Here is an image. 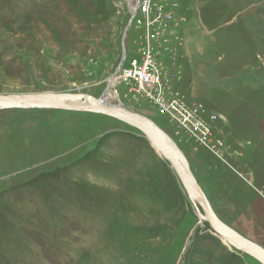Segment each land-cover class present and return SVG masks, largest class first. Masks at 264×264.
Returning <instances> with one entry per match:
<instances>
[{"label":"rangeland","instance_id":"1","mask_svg":"<svg viewBox=\"0 0 264 264\" xmlns=\"http://www.w3.org/2000/svg\"><path fill=\"white\" fill-rule=\"evenodd\" d=\"M133 60L157 84L118 80L110 105L159 127L218 219L264 249V0H0V95L96 101ZM203 218L138 129L0 109V264H260Z\"/></svg>","mask_w":264,"mask_h":264},{"label":"water","instance_id":"2","mask_svg":"<svg viewBox=\"0 0 264 264\" xmlns=\"http://www.w3.org/2000/svg\"><path fill=\"white\" fill-rule=\"evenodd\" d=\"M132 17L135 14V8L129 5ZM132 20H130L131 24ZM126 28L124 38L127 34L129 26ZM125 59L123 52L122 62ZM117 73V72H116ZM114 75L108 82L106 90L102 97L90 103V97L85 94H38V95H0V109L3 108H45V109H62L67 111L88 112L99 115L109 116L122 123L138 129L150 143V145L159 152V154L169 162L172 169L176 172L179 180L184 188L191 196H198L199 203L204 211V221L209 224L212 233L232 245L236 249L248 254L256 259L260 264H264V249L257 246L232 231L224 223H222L212 210V207L193 175L186 157L171 144L166 138L164 132L154 125L150 120L136 115L123 109L120 106L108 105L106 96L110 94L112 80ZM81 101V103H68L67 101ZM176 154L179 158H175Z\"/></svg>","mask_w":264,"mask_h":264},{"label":"built area","instance_id":"3","mask_svg":"<svg viewBox=\"0 0 264 264\" xmlns=\"http://www.w3.org/2000/svg\"><path fill=\"white\" fill-rule=\"evenodd\" d=\"M131 65L129 69L121 71V69L116 73L115 77L113 78L112 81V86L117 81H123L126 83H129V81L135 80V78L138 79L139 81V88H141L144 92L148 93V90L151 87H154L158 80H157V75L156 73L152 70V65H145L144 67H138L137 64L135 63V60L131 61ZM149 62V61H147ZM158 104L161 106L164 105L163 99H158L156 100ZM175 109V108H174ZM181 113L179 115H175L173 112H170L172 118L179 123L180 127L183 129H187L189 131L190 126L188 125L189 118L191 117V114L189 113V110L186 109L185 106L181 105L180 107ZM173 110V109H172ZM180 116V117H179ZM207 133H205V139H207Z\"/></svg>","mask_w":264,"mask_h":264},{"label":"bare ground","instance_id":"4","mask_svg":"<svg viewBox=\"0 0 264 264\" xmlns=\"http://www.w3.org/2000/svg\"><path fill=\"white\" fill-rule=\"evenodd\" d=\"M114 83H115V81H114ZM68 103H81V101H76V100H72V101H67ZM90 103H92L91 101H89ZM109 102V95H107L106 96V103L108 104V105H110V102ZM158 152V151H157ZM159 153V152H158ZM174 156H175V158L178 160L179 158L177 157V155L176 154H173ZM192 198L194 199V200H196L198 203H199V199H198V196H196V195H192Z\"/></svg>","mask_w":264,"mask_h":264}]
</instances>
